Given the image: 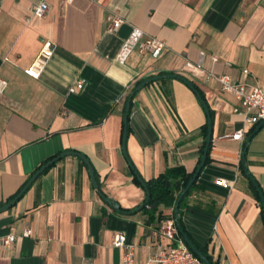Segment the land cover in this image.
<instances>
[{
  "label": "crops",
  "instance_id": "1",
  "mask_svg": "<svg viewBox=\"0 0 264 264\" xmlns=\"http://www.w3.org/2000/svg\"><path fill=\"white\" fill-rule=\"evenodd\" d=\"M38 1L0 0V76L7 81L0 96V206L64 151L88 158L98 188L78 156L55 160L0 211V236H17L0 247V264H122L115 232L134 246L136 263L159 245L169 247L159 233L164 219L148 222L142 208L133 211L146 190L134 180L122 140L132 94L125 147L140 177L197 168L207 135L205 108L173 74L198 90L212 123L208 161L181 205L182 225L211 264H264L262 203L246 175L264 196V120L246 125L242 141L226 137L243 126L239 102L185 64L204 51V70L228 73L247 90L264 84V0H45L41 17L31 13ZM108 11L124 18L117 32L109 30ZM132 25L164 41L158 57L134 50L125 63L115 60ZM45 42L52 55L33 78L24 70ZM77 79L82 88L70 92ZM174 205L159 210L169 217ZM24 228L32 235L22 237Z\"/></svg>",
  "mask_w": 264,
  "mask_h": 264
},
{
  "label": "built area",
  "instance_id": "2",
  "mask_svg": "<svg viewBox=\"0 0 264 264\" xmlns=\"http://www.w3.org/2000/svg\"><path fill=\"white\" fill-rule=\"evenodd\" d=\"M71 3L73 0H63ZM48 9V4L45 0H40L31 5V13L34 16H43ZM109 30L117 32L124 22V18L115 11H108L106 17ZM166 45L163 40L152 36L142 30L140 27L132 25L128 36L123 41L118 52L115 55V60L119 63H125L130 54L137 50L139 53H148L152 57H158ZM52 55V47L50 42H45L35 56L34 60L28 68L24 71L33 78H38L44 69L47 61ZM205 55L204 51H200L196 62L186 61V67L194 75L198 72L205 74L207 78H212L219 83L220 88L233 95L239 102L238 112L242 115L243 126L232 134L226 137L234 140H243L246 125H256L264 120V84L259 86H252L246 89L243 82H236L228 73H216L212 70H204L202 68V60ZM212 62L217 60L216 55L211 56ZM247 69H243L244 74ZM83 80L77 79L75 83L69 88L70 92L82 88ZM7 87V81L0 76V96L4 93ZM218 183H225L224 179L218 178ZM161 236L169 241V247L164 248L158 246L157 250L150 254L145 262L136 263L134 260V246L126 241V235L123 232H115L112 244L115 247L123 250L122 264H207L198 255L187 246L183 238L179 236L176 226L175 217L171 215L164 219L163 225L159 229ZM32 235L30 228H24L21 232L22 237H29ZM17 236L14 234H7L0 236V247L13 243ZM83 264H93L85 261Z\"/></svg>",
  "mask_w": 264,
  "mask_h": 264
},
{
  "label": "water",
  "instance_id": "3",
  "mask_svg": "<svg viewBox=\"0 0 264 264\" xmlns=\"http://www.w3.org/2000/svg\"><path fill=\"white\" fill-rule=\"evenodd\" d=\"M173 78H179L182 81H184L197 95V97L199 98L200 102L202 103V105L205 108V112H206V116H207V135H206V140H205V146H204V150L200 159V162L195 170V172L193 173V175L191 176V178L189 179V181L187 182V184L185 185V187L181 190V192L178 194V197L175 201V205H174V213H175V222H176V226L178 229V232L181 234V236L183 237L184 242L187 244V246L194 252L196 253L204 262H206L207 264H211L208 259L204 256V254L195 246V244L192 242V240L188 237V235L185 233V231L182 229V227L180 226V223L178 221V208H179V203L181 201V199L183 198L184 194L190 189L191 185L193 184V182L196 180L197 175L201 169V167L203 166L207 153H208V148H209V144H210V138H211V131H212V123H211V116L208 110V107L206 105V103L204 102V100L202 99L200 93L198 92V90L194 87V85L185 77L179 76L177 74H173L170 75ZM159 77V76H157ZM157 77H153V78H149L144 80L136 89H138L140 86L144 85L146 82L154 80ZM132 94L130 95L127 104H126V112H125V117H124V134H123V140H122V153L125 156V158L127 159L128 165L130 166L131 170L133 171L134 175L136 176V178L138 179V181L140 182V184L145 188L146 190V199L144 201L143 204L139 205L137 208H135L133 211H137L140 210L143 205H145L148 200H149V193L146 189V183L145 181L140 177V175L137 173V171L134 169L133 165L131 164V162L128 159L127 153H126V147H125V139H126V116H127V111L129 108V104H130V100H131ZM250 139V137L247 138V141ZM69 154H73L78 156L79 158H81L85 164L88 167L89 170V175H90V179L91 182L93 184V186L95 188H98V182L95 178L94 175V171L93 168L88 160V158L77 151H64L59 153L57 156L51 158L50 160L46 161L45 163H43L31 176V178L29 179V181L27 182V184L24 186V188L21 190V192L11 201L7 202L6 204H4L3 206H0V211L7 209L9 206H11L16 199L25 191V189L32 183V181L36 178V176L41 173L46 167H48L50 164H52L55 160L65 156V155H69ZM246 175L248 176L249 180L252 182V184L254 185L255 189L257 190L260 199H261V203H262V209H263V213H264V196L263 193L260 189V187L258 186V184L256 183V181L254 180V178L249 174L248 171H246ZM105 200L109 203H111L115 208H119L118 204H116L111 198H105Z\"/></svg>",
  "mask_w": 264,
  "mask_h": 264
},
{
  "label": "trees",
  "instance_id": "4",
  "mask_svg": "<svg viewBox=\"0 0 264 264\" xmlns=\"http://www.w3.org/2000/svg\"><path fill=\"white\" fill-rule=\"evenodd\" d=\"M204 128L205 130L207 129V124L204 125ZM207 161H208V156H206V159H205V162ZM195 170L191 173H188L185 171V169L182 166L168 167L166 168L164 172L160 173L158 176L153 177L149 179L148 181H145L146 189L149 193V200L145 205H143L142 209L149 214L148 222H153L154 219H157L159 222L160 220L168 217V216L163 215V213L159 210V207L161 205L164 207H172L174 205L178 197V194L185 187V185L187 184V182L189 181V179L191 178ZM134 180L137 183H139L135 175H134ZM194 184H195V181L191 185L190 189L184 194L183 198L181 199L179 203L178 221L184 231L185 229L182 225L181 213H180L181 205L184 199L186 198V196L190 193ZM252 188L254 190L256 198L258 199V201H260V196L257 190L255 189L254 186H252ZM174 217H175V214H174ZM179 236H181L180 233H179Z\"/></svg>",
  "mask_w": 264,
  "mask_h": 264
}]
</instances>
